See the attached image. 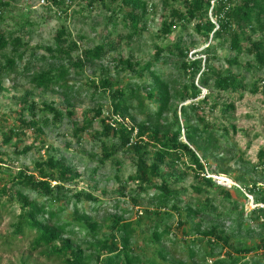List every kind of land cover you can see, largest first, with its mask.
I'll use <instances>...</instances> for the list:
<instances>
[{"label":"trees","instance_id":"16d2710c","mask_svg":"<svg viewBox=\"0 0 264 264\" xmlns=\"http://www.w3.org/2000/svg\"><path fill=\"white\" fill-rule=\"evenodd\" d=\"M51 1L54 9L47 6L45 10L62 22L52 44L32 49L24 35L0 25V89L4 90L5 79L23 77L42 94H58L67 108H73L72 100L81 88L76 89L72 77L90 70L96 78L86 77L90 82L86 94L96 106L83 112L81 122L72 121L73 109L64 111L52 102L39 107L30 100L34 91L28 90L20 98L21 127L43 135L44 126L67 117L79 137L107 113L100 119L102 130L94 134L101 148L94 155L98 163L103 165L122 154L135 167L129 182L137 183L141 192L151 188L156 192L150 199L153 208L140 212L136 221H127L123 210L121 215H109L111 223L105 225L97 217L98 198L67 188L81 174L64 158L49 155L36 162L33 171L20 169L14 174L4 169L0 154V221L4 214L13 220L8 238L14 242L29 238L31 252L38 251L54 264H264V258L257 256L245 261L258 250L264 257V237L254 246L240 240L243 232L251 231L244 224L246 217L264 233V207L259 206L264 205V188L258 178L248 179L247 169L251 165L252 173L259 167L264 170V149L256 165L231 156L229 136L236 127L228 119L235 105L223 98L264 95V0H85L88 11L101 10L97 16L103 17L105 28L91 47H85L84 36L74 38L66 24L69 16L79 12L72 8L75 0H69L70 4ZM6 7L8 2L0 0V20ZM158 8L163 12L158 40L177 28H193L200 44L186 41L180 33L172 44L156 46L144 64L132 55L122 56L123 40L130 43L146 32L148 16L155 15ZM120 26L125 34L116 33ZM199 46L204 48L193 52ZM37 49L46 54L38 57ZM216 63L222 66L216 67ZM124 73L134 79L121 83ZM18 132L13 129L4 141L9 143ZM44 146L42 142L41 148ZM31 150L15 151L14 160ZM234 162L243 166L242 174L234 179L257 206L246 215L234 201L236 218L216 215L214 223L204 227L206 217L216 209L212 201L183 206L179 185L192 174L203 189L219 191L233 202L231 192L216 185L206 173L233 176ZM31 194L37 198L32 199ZM140 200L139 194L134 196V206L141 204ZM83 204L94 207L89 212L80 208ZM69 205L73 210L67 218ZM231 218L235 222L227 234L218 220ZM105 227L108 232H103ZM141 227L149 233L147 241L156 245L150 258L136 250ZM173 228L181 232L179 239ZM168 241L175 246L183 244L187 259L175 260L165 246Z\"/></svg>","mask_w":264,"mask_h":264},{"label":"rangeland","instance_id":"374dc122","mask_svg":"<svg viewBox=\"0 0 264 264\" xmlns=\"http://www.w3.org/2000/svg\"><path fill=\"white\" fill-rule=\"evenodd\" d=\"M6 1L8 2V7L4 9L3 20H0V25L5 30L24 35V41L29 42L32 49L53 43L54 36L62 23L56 17V14L46 11L44 7H40L36 0ZM73 3L72 8L79 12L73 17L69 16L66 24L74 38L81 35L84 36L85 47H91L105 33L103 17L97 16L101 10L98 8L88 11L85 0H75ZM162 15V10L158 8L155 15L148 16L146 32L130 43L124 39L119 50L120 54L124 57L132 55L137 61H141L144 64L154 53L156 46L163 47L172 44L180 33L183 34L186 41L192 39L197 44H200V37L193 32V28L186 30L177 28L172 35L163 40H158L157 37L163 19ZM96 24L97 27L94 30L93 27ZM23 31H26V34ZM116 33L125 34L121 26ZM126 33L128 32L126 31ZM203 48V46H199L193 52H200ZM35 53L38 57L46 54L43 49H37ZM221 66V63H216V67ZM96 73L99 74L98 69ZM86 77L90 79L96 78L90 70H87L85 75L72 77V83L76 89L81 88L78 95L72 100L73 108H67L63 98L58 94H42L26 78L21 77L17 80L5 79L3 81L2 87L4 90L0 89V154H2L1 157L5 161L4 169H9L14 174L20 169L33 171L35 163L45 160L49 155L64 158L81 174V178L76 183L68 185L67 188L73 193L85 192L92 194L101 201L96 212L100 223L110 224L109 215H121L123 210L127 211L124 214L127 221H136L140 212L144 214L146 210L153 208L150 199L156 190L151 188L146 192H141L137 183L129 182V177L135 173V167L133 161L122 154H117L103 165L98 163L94 155L99 153L101 148L99 142L95 140L94 134L102 130L103 124L100 119L104 118L107 113L104 114V117L98 118L93 126L79 135V137L74 135L73 122H81L83 112L96 106V102L92 101L86 94V83H90ZM247 77L250 81V75H247ZM132 79L134 77L127 76L125 73L121 74V83L123 84L132 81ZM28 90L34 91V95L30 100L36 102L39 107H42L43 102H52L55 107L64 111L73 109L75 112L72 119L73 122L65 117L62 121L44 126L43 135H38L29 128L21 127L18 113L22 108L20 98ZM223 98L230 100L235 105V112L228 119L229 123L236 127L235 130L230 131L229 136L231 156L252 165L258 164L261 161L260 151L264 149V95L246 93L241 99H239L238 95L234 97L223 95ZM105 106H107L106 103ZM38 115L41 117L43 113L40 112ZM216 115L218 118L220 117V113ZM27 117L29 116L27 115ZM106 121L108 124L112 123V120ZM21 128L24 131H21ZM13 129L19 132L13 136L9 143H6L4 141L5 135L8 136ZM42 142L45 143L43 149L41 148ZM26 147H32V150L28 154L14 160V152L21 151ZM242 167L240 162H234L232 164L233 176L223 174H210L211 176H208L206 173V177H212L216 185H220L231 192L233 202L225 199L219 191L203 189V186L195 181L192 174H189L179 185V188L183 189V206L188 203L198 206L200 203H204L206 199L212 201L216 209L213 215L206 217L207 222L204 223V227L213 224L216 220V215L232 214V217L236 218L234 201L239 204L238 210L243 209L246 215L255 208L253 197L247 194L242 185L234 179V177L242 174ZM247 169L250 172L248 179L258 178L260 181L259 185L264 188V170L259 167L257 173H252L251 165ZM160 182V180H157L156 184L159 185ZM121 188L124 190H121ZM196 188H201L205 192L196 191ZM244 193L247 196L246 198L243 196ZM137 194L140 195L141 204L134 206L132 198ZM30 197L32 199L37 198L35 194H31ZM81 207L90 212V207L94 206L83 204L80 205ZM68 209L65 213L67 218L70 216L69 214H72V205H69ZM16 213H18V209H16ZM234 218L218 220L219 223L224 225L227 234L233 227ZM12 221L11 216L8 214H4L0 221V264H23L24 262L27 264H54L41 256L38 251L31 252L29 238L15 242L8 238L12 232ZM176 221L177 218L175 217L171 223L175 225ZM244 224L251 231L249 233L243 232L240 240H243L249 246L259 244L261 238L264 237V233L256 227L254 221L247 217L244 220ZM142 230L143 227L137 230L138 238L135 245L138 248L136 250L150 258L155 251L156 245L147 241L149 233ZM103 232H108V229L105 227ZM174 232L175 234L177 233V238L179 239L181 232L173 228ZM232 242L235 243L234 239ZM165 246L171 251L175 260L187 259L183 244L180 243L175 246L168 241ZM256 256L264 258L260 250H258V252L247 256L245 261H250ZM196 260L200 261L198 258ZM211 262L208 261L207 264Z\"/></svg>","mask_w":264,"mask_h":264},{"label":"built area","instance_id":"2783aa9c","mask_svg":"<svg viewBox=\"0 0 264 264\" xmlns=\"http://www.w3.org/2000/svg\"><path fill=\"white\" fill-rule=\"evenodd\" d=\"M59 2H61V1H63V0H58ZM36 2L39 4V6L40 7H47V6H49L50 7V9H54V4H53V2L51 1V0H36ZM71 2L69 1V0H65V4H70ZM208 176H211L210 174H208ZM208 176H207V178H208ZM209 178H212V177H209ZM257 205L255 204V207H256ZM259 206H261V207H264V205L263 204H259Z\"/></svg>","mask_w":264,"mask_h":264}]
</instances>
